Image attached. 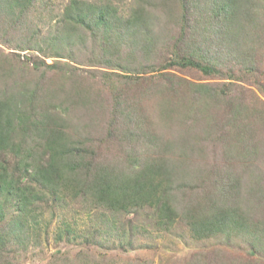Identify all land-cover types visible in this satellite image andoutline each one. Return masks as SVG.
I'll use <instances>...</instances> for the list:
<instances>
[{
	"label": "trees",
	"instance_id": "16d2710c",
	"mask_svg": "<svg viewBox=\"0 0 264 264\" xmlns=\"http://www.w3.org/2000/svg\"><path fill=\"white\" fill-rule=\"evenodd\" d=\"M38 3L0 0L5 40L31 27L0 52V264H17L12 241L47 240L28 218L48 195L264 255V0H68L44 34ZM254 75L257 91L241 84ZM86 255L59 259L94 264Z\"/></svg>",
	"mask_w": 264,
	"mask_h": 264
},
{
	"label": "rangeland",
	"instance_id": "374dc122",
	"mask_svg": "<svg viewBox=\"0 0 264 264\" xmlns=\"http://www.w3.org/2000/svg\"><path fill=\"white\" fill-rule=\"evenodd\" d=\"M67 1L39 0V8L30 14L31 21L35 24L33 27L42 29L43 34L47 33L51 20L57 18ZM43 3L50 7L44 8ZM28 24L30 25L29 22ZM24 30L29 34L31 27L28 29L26 24L21 23L16 29L9 28L7 40L0 31V52H19L13 48L21 44ZM262 40L264 41V32ZM21 54L24 56L27 53ZM258 58V79L264 84V51ZM63 60L73 64L69 59ZM46 61L53 63L55 58L47 57ZM77 72L81 70L78 69ZM181 72V75L191 80L208 81L196 70ZM255 76H248L249 79L243 80L241 84L245 87L251 86L257 91ZM145 102L151 108L152 117L156 118L154 102ZM10 159L11 168L14 169L15 159L9 157ZM36 213V217L28 218V224L32 226V230L40 227L44 229L48 225L47 240L38 244L34 237V243L25 242L21 245L12 241L10 245L17 251V264H53L56 261L63 264V260L59 259L62 255H83V252L87 254L85 257L88 261L94 264H189L195 258L200 259L201 264H244L247 259L252 261L247 264H264V255H253L241 237L220 235L196 240L183 221L176 223L170 231H157L145 213H124L112 217L108 210L88 211L76 202L62 207L55 202L52 195L40 200ZM7 214V218L19 214L18 207L14 203L8 204ZM60 230L63 237L57 239V232ZM58 250L62 253L57 254ZM54 255L56 258H53Z\"/></svg>",
	"mask_w": 264,
	"mask_h": 264
}]
</instances>
